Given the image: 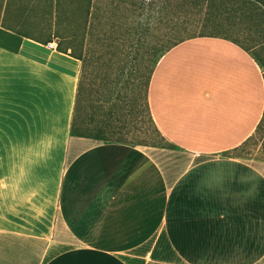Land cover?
<instances>
[{"label": "crops", "instance_id": "crops-1", "mask_svg": "<svg viewBox=\"0 0 264 264\" xmlns=\"http://www.w3.org/2000/svg\"><path fill=\"white\" fill-rule=\"evenodd\" d=\"M200 40L228 45L198 50L205 82L173 54ZM48 42L0 20V264H264L258 51H166L150 106L167 147L72 134L82 60Z\"/></svg>", "mask_w": 264, "mask_h": 264}, {"label": "rangeland", "instance_id": "rangeland-1", "mask_svg": "<svg viewBox=\"0 0 264 264\" xmlns=\"http://www.w3.org/2000/svg\"><path fill=\"white\" fill-rule=\"evenodd\" d=\"M219 8L218 23L213 15ZM0 20L39 40L55 39L58 48L82 57L86 126L103 129L98 132L102 140L171 145L154 121L144 74L147 56L169 46L184 27L222 25L224 33L254 47L264 60V0H0ZM225 46L216 40L190 41L173 54L182 53L180 70L187 78L205 82L210 56L198 50ZM167 50L159 51L154 67ZM123 66L133 75L115 86ZM256 142L264 157V126Z\"/></svg>", "mask_w": 264, "mask_h": 264}, {"label": "trees", "instance_id": "trees-1", "mask_svg": "<svg viewBox=\"0 0 264 264\" xmlns=\"http://www.w3.org/2000/svg\"><path fill=\"white\" fill-rule=\"evenodd\" d=\"M220 14H222L220 8L216 11V13L213 15V18L215 21L219 23V17ZM213 18H208V19H213ZM225 28L222 25H213L212 27L202 25L201 28L198 27H184L183 30H181L178 34H175V36L170 40L171 43L169 46H160L157 47L156 49L153 50V52L147 56L149 59L150 64L147 67L145 75V81L147 84L148 92L150 91V84L152 81L153 73L155 67L153 66V61L156 57V55L161 51L162 49H170L173 46L181 43L182 41H185L187 39L193 38V37H198V36H225V37H232L228 35L227 33H224ZM233 40L239 42L240 39L236 37H232ZM66 51V50H64ZM68 52V51H67ZM70 53V52H69ZM72 54V53H71ZM80 59L82 57L80 55H75L72 54ZM143 56L146 58V54H143ZM259 57L261 61L264 64V60L262 59V55L259 54ZM86 65L82 64V69L80 73V81H79V87H78V94H77V99H76V104H75V110H74V118H73V123H72V128H71V133L74 135H80V136H90V137H95V138H103L101 134H99V131H102L103 129L99 130L98 132H94L92 128H89L86 126L87 124V118L85 116V98H87V69ZM133 73L132 71H127L126 67L123 66L121 69V72L118 74V80L115 82V86L120 85L121 80L125 76L128 78L132 77ZM153 115V114H152ZM108 140V139H107Z\"/></svg>", "mask_w": 264, "mask_h": 264}, {"label": "built area", "instance_id": "built-area-1", "mask_svg": "<svg viewBox=\"0 0 264 264\" xmlns=\"http://www.w3.org/2000/svg\"><path fill=\"white\" fill-rule=\"evenodd\" d=\"M48 45L51 47V48H56L58 47V43L56 40H51L48 42Z\"/></svg>", "mask_w": 264, "mask_h": 264}]
</instances>
